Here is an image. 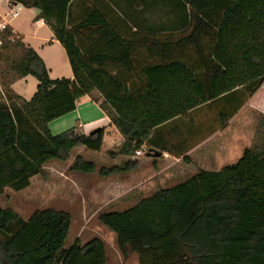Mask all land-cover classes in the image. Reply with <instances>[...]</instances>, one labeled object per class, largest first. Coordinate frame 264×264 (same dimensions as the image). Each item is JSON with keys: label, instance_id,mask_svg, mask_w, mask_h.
I'll use <instances>...</instances> for the list:
<instances>
[{"label": "trees", "instance_id": "trees-1", "mask_svg": "<svg viewBox=\"0 0 264 264\" xmlns=\"http://www.w3.org/2000/svg\"><path fill=\"white\" fill-rule=\"evenodd\" d=\"M13 1L39 11L36 19L63 48L72 79H50L21 39L2 38L0 195L25 190L47 163L67 162L74 150L101 151L104 128L53 136L48 127L84 97L101 100L123 138L108 154L128 160L100 168L105 178L134 170L130 158L156 127L218 99L232 106L224 126L264 84V0H188L191 32L165 41L132 33L102 0ZM26 76L38 83L29 101L11 89ZM70 170L89 175L96 166L77 155ZM97 220L115 235L122 257L134 253L139 264H264V117L235 163L198 170ZM70 227L65 211H35L23 220L0 207V264H106L99 238L67 246Z\"/></svg>", "mask_w": 264, "mask_h": 264}, {"label": "rangeland", "instance_id": "rangeland-1", "mask_svg": "<svg viewBox=\"0 0 264 264\" xmlns=\"http://www.w3.org/2000/svg\"><path fill=\"white\" fill-rule=\"evenodd\" d=\"M35 18L36 11L34 9L22 7L19 16L12 20L10 25L24 35L26 38L24 40L34 46L45 60L51 59L53 62H57L55 66H48L50 79L55 77V79H59V76L65 78L68 66L62 63L64 50L60 46L46 49L48 44L45 45L44 50L40 49V45H44V43L34 40L41 37L46 38L47 30L37 29ZM3 70L4 68L1 67L0 75L3 74ZM37 84V80L33 76H26L17 82L14 90L23 99L29 101L36 92ZM260 88L262 89L252 102V107H247L240 115L234 117L230 127L220 138H217L222 143L235 141L239 150L233 156L224 157L222 164L219 163L204 169L217 171L220 167L234 163L240 158L243 149L253 143L256 128L264 117V84ZM3 94L4 89L0 82V100H3ZM78 104H87V99L82 98ZM255 106L260 109L256 111ZM228 113L227 111L224 115L229 117ZM222 119L221 116L220 124ZM111 149L112 147L106 142L99 152L77 149L71 153L70 160L67 162L50 161L44 166V175L33 177L25 190L20 192H14L10 189L4 190L0 195V207L12 209L23 220L28 219L35 211L46 209L65 211L71 217L67 246L75 240L85 244L93 238H99L105 245L106 264H139L138 257L134 253H128L125 259L122 257L116 246L115 235L98 222L97 216L102 212L125 210L133 206L138 200L149 196L148 193L152 192V187L150 189H140L139 187V189H132V186L136 185V182L143 177L149 176L152 166L149 164L144 170L136 169L132 172L101 177L98 174L100 168H109L113 164H119L118 157L110 158L108 151ZM77 155L93 162L96 166V172L88 175L71 171L70 167ZM144 157L138 158L143 159ZM197 170L196 167H189L185 173H178L177 178L171 179L173 181L170 183L183 181ZM150 182L149 184L154 183ZM159 188H154V191Z\"/></svg>", "mask_w": 264, "mask_h": 264}, {"label": "crops", "instance_id": "crops-1", "mask_svg": "<svg viewBox=\"0 0 264 264\" xmlns=\"http://www.w3.org/2000/svg\"><path fill=\"white\" fill-rule=\"evenodd\" d=\"M102 1L118 12V14H121L132 33L141 36H155L159 38L160 41H165L168 38L177 39L191 32L190 18L188 14L184 13L188 9V0ZM34 10L36 11L37 17L39 11L36 9ZM35 25L37 29L47 30L46 38L36 37L38 40H34L44 43V45H40V49L44 50L46 44L49 45L46 49L54 46L61 47L54 39L51 30L42 20H37L35 18ZM12 29L16 38H20L26 47L35 51L48 71V66L52 67L57 64L56 61L53 62L51 59L49 61L45 60L34 46L24 40L26 39L24 35L17 31L16 28L12 27ZM62 63L68 66L67 75L64 77L72 79V72L65 54L62 58ZM58 78L60 79L61 77L59 76ZM19 80L11 85L12 91L18 96L20 95L16 93L14 87ZM261 89L262 88L252 97L248 98L229 118L224 126H221L219 123L220 117L227 111L231 112L232 106L227 103L226 99H218L190 111L186 116L175 118L156 127L151 133L149 143L145 146L160 152L161 157L152 158L145 155L143 159L130 158V160L137 161V166L134 170H144L149 164L152 166L149 172L150 175L138 180L136 185L132 186V189L138 187L140 189H150L152 187V192L148 193L151 195L158 190L156 189L154 191V188H168L177 184L170 183L173 181L171 179L177 178L178 173H185L189 167H196L198 170H206L204 169L205 167H211L219 163L222 164L224 157L228 155L233 156L237 150H239L236 142L222 143L221 140H217V138H220L230 127L234 117L240 115L247 107H252V102ZM84 98L87 99V104H77L74 112L49 123L48 127L50 133L55 136L71 128H77V130L81 131L84 135H88L97 128H104L103 144L107 142L112 148L119 146L123 142V138L100 109L99 104L101 100L95 103L88 96ZM254 109L258 111L260 108L255 106ZM118 158L119 164H113L112 166H122L128 160L124 157ZM221 168L223 167H220V169ZM190 176L191 175L188 177ZM188 177H186V179ZM150 181L155 184H149L151 183Z\"/></svg>", "mask_w": 264, "mask_h": 264}, {"label": "built area", "instance_id": "built-area-1", "mask_svg": "<svg viewBox=\"0 0 264 264\" xmlns=\"http://www.w3.org/2000/svg\"><path fill=\"white\" fill-rule=\"evenodd\" d=\"M21 9L22 6L13 0H0V48L2 38H5L8 42H13L16 39L10 23L19 16ZM7 31H9V35L5 34ZM149 151L148 147L143 146L141 149L135 151L133 157L145 156Z\"/></svg>", "mask_w": 264, "mask_h": 264}, {"label": "water", "instance_id": "water-1", "mask_svg": "<svg viewBox=\"0 0 264 264\" xmlns=\"http://www.w3.org/2000/svg\"><path fill=\"white\" fill-rule=\"evenodd\" d=\"M99 129H95L93 131L90 132V134L95 133L96 131H98ZM147 157H152V158H159L161 156V153L154 150V149H150V151L146 154Z\"/></svg>", "mask_w": 264, "mask_h": 264}]
</instances>
